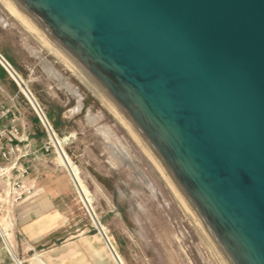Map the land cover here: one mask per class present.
<instances>
[{"label":"water","instance_id":"95a60500","mask_svg":"<svg viewBox=\"0 0 264 264\" xmlns=\"http://www.w3.org/2000/svg\"><path fill=\"white\" fill-rule=\"evenodd\" d=\"M0 2L138 137L220 264H264V0Z\"/></svg>","mask_w":264,"mask_h":264},{"label":"rangeland","instance_id":"374dc122","mask_svg":"<svg viewBox=\"0 0 264 264\" xmlns=\"http://www.w3.org/2000/svg\"><path fill=\"white\" fill-rule=\"evenodd\" d=\"M0 49L18 62L16 70L0 52V82L15 95L31 143H49L43 156L22 159L32 193L0 200V264H13L6 246L21 264L39 256L56 264H220L138 137L1 2ZM41 207L51 226L25 234Z\"/></svg>","mask_w":264,"mask_h":264},{"label":"built area","instance_id":"2783aa9c","mask_svg":"<svg viewBox=\"0 0 264 264\" xmlns=\"http://www.w3.org/2000/svg\"><path fill=\"white\" fill-rule=\"evenodd\" d=\"M30 134L15 95H8L0 84V200H21L32 193V187L24 181L28 167L22 159L43 156L49 143L34 146Z\"/></svg>","mask_w":264,"mask_h":264},{"label":"crops","instance_id":"0c3cea01","mask_svg":"<svg viewBox=\"0 0 264 264\" xmlns=\"http://www.w3.org/2000/svg\"><path fill=\"white\" fill-rule=\"evenodd\" d=\"M0 52H2L3 53V51L0 49ZM4 54V53H3ZM8 59L7 60H9V62H10V65L11 66H13L14 68H16V70H19L18 69V62H17V60L16 59H14V58H12V57H9L8 55H6V54H4ZM3 77H5V68H4V66L1 64V62H0V79H2ZM0 84H2L4 87H6V89H7V86L4 84V82L3 81H1L0 82ZM5 89V88H4ZM5 89V90H6ZM29 201V200H28ZM40 200H38V204L40 205V204H43V202L41 201V202H39ZM38 204L36 205V206H38ZM32 211H35L33 208H32ZM37 212H39V214L37 215V217H36V221L35 222H31V223H29V224H27L26 226H24V227H22V231L26 234V232H28V234H29V232H31V231H33L34 233H31V234H33V235H37V236H39V235H42V233H44L46 230L48 231V229H49V226H51V219H52V217H51V215H50V213L48 212V213H46L44 210H43V208L41 207V209H40V211H38L37 210ZM13 238L15 239V237L13 236ZM103 240V239H102ZM103 242H104V244H105V246H106V248H107V245H106V243H105V241L103 240ZM17 243V242H16ZM20 249H22L23 250V248H19V251L21 252L22 250H20ZM7 250V249H6ZM107 250H108V248H107ZM11 251L13 252V250L11 249ZM8 252V251H7ZM14 253V252H13ZM108 253H109V250H108ZM8 254H9V252H8ZM34 254H39V253H34ZM110 254V253H109ZM15 255V254H14ZM9 256H10V254H9ZM16 256V255H15ZM39 256V255H38ZM110 256H111V254H110ZM10 258H11V256H10ZM39 258L41 259V260H38V264H56V259L55 260H52L49 256H45L44 258H42V257H40L39 256ZM111 258L113 259V257L111 256ZM12 259V258H11ZM45 259V260H44ZM13 260V259H12ZM113 261H114V259H113ZM21 262V261H20ZM115 262V261H114ZM13 264H15L14 263V260H13ZM29 264H31V262H29Z\"/></svg>","mask_w":264,"mask_h":264},{"label":"bare ground","instance_id":"6f19581e","mask_svg":"<svg viewBox=\"0 0 264 264\" xmlns=\"http://www.w3.org/2000/svg\"><path fill=\"white\" fill-rule=\"evenodd\" d=\"M26 84H27V83L25 82V83H23L22 85L19 86V90H20L21 93H23V92L26 90V87H27ZM45 128H46V127H45ZM46 130H47V128H46ZM47 133H48V135H49L50 141H51L52 144L55 146L56 151H57V153H58L59 144H58V141H57V139H56V136H55V138H54V136H53L48 130H47ZM2 221H3V217L0 218V224H2ZM3 234H4V233H3ZM4 237H5V236H4ZM10 249H11V248H10Z\"/></svg>","mask_w":264,"mask_h":264}]
</instances>
